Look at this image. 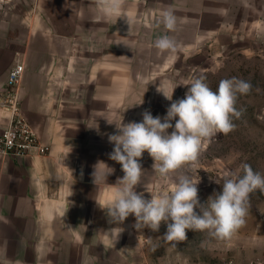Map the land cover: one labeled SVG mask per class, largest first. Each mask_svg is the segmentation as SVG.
Wrapping results in <instances>:
<instances>
[{"label": "rangeland", "instance_id": "rangeland-1", "mask_svg": "<svg viewBox=\"0 0 264 264\" xmlns=\"http://www.w3.org/2000/svg\"><path fill=\"white\" fill-rule=\"evenodd\" d=\"M108 2L0 0V49L20 52L24 30L32 24L49 35L60 54L55 59L57 77L107 81V89L94 81L87 87L76 83L73 90L79 93L82 88L93 95L86 103L85 119L92 130L93 156L102 152L99 167L113 169L110 177L124 173L109 158L114 146L108 135L116 128L108 121L139 122L144 110L154 117L165 116L171 101L158 92L159 86L168 93L175 88L173 100H177L198 77H205L213 91L221 80H245L252 91L237 98L235 106L242 115L234 118L235 129L205 144L188 174L199 181L201 203L222 191L216 180L237 171L242 163L264 176V0H121L116 13L108 11ZM169 9L177 18L175 32H167L160 23ZM6 23L12 25L13 39L5 43ZM162 35L176 41L175 53L158 54L154 42ZM70 62L71 71L65 68ZM140 163L143 174L136 190L145 198L169 192L180 174L159 177L147 152ZM130 216L125 220L126 239L136 254L134 264H223L231 257L247 264L264 257V193L259 191L251 194L245 225L228 242L189 230L187 240L173 247L163 238L166 224L162 222L158 232L137 230Z\"/></svg>", "mask_w": 264, "mask_h": 264}, {"label": "crops", "instance_id": "crops-1", "mask_svg": "<svg viewBox=\"0 0 264 264\" xmlns=\"http://www.w3.org/2000/svg\"><path fill=\"white\" fill-rule=\"evenodd\" d=\"M24 31L20 52L0 49V94L9 68L22 63L21 111L49 149L0 157V264H134L125 221L110 224L97 203L123 176L108 175L109 185L93 183L92 173L102 164V152L93 156L92 130L85 119L93 95L73 90L76 83L87 87L95 81L106 89L108 83L57 77L60 54L49 35L32 24ZM8 39L13 31L6 23L4 42ZM71 67L70 62L65 68ZM5 114L0 108V128L7 124Z\"/></svg>", "mask_w": 264, "mask_h": 264}, {"label": "clouds", "instance_id": "clouds-1", "mask_svg": "<svg viewBox=\"0 0 264 264\" xmlns=\"http://www.w3.org/2000/svg\"><path fill=\"white\" fill-rule=\"evenodd\" d=\"M120 6L121 0L107 3L110 13H116ZM160 23L167 32L177 29V18L171 9L162 13ZM154 47L158 54L175 53L177 43L171 36L162 35L154 42ZM205 80V77L193 79L184 97L177 100H173L175 88L168 93L159 86L158 92L171 101L163 117H154L151 111L144 110L139 122L107 120L116 128L108 135L109 143L114 146L109 158L121 165L124 175L114 185H109L107 177L113 169L105 165V170H101L96 166L92 179L97 186L108 184L112 188L105 201H97L106 210L110 224H122L131 215L135 218V229L158 232L163 222L167 226L164 241L173 247L187 240L189 230L206 232L211 238L228 242L245 225L251 194L264 193V176L253 171L248 163H242L237 171L226 172L222 183L221 179L216 180L222 191L201 203L199 181L188 173L205 144L217 134L227 135L235 129L233 120L242 115L235 106L237 98L248 95L252 85L232 77L221 80L218 89L213 91ZM142 103L143 99L138 104ZM145 152L153 159V170L159 177L167 179L180 173L169 192L151 193L150 199L136 190L143 174L140 160Z\"/></svg>", "mask_w": 264, "mask_h": 264}, {"label": "built area", "instance_id": "built-area-1", "mask_svg": "<svg viewBox=\"0 0 264 264\" xmlns=\"http://www.w3.org/2000/svg\"><path fill=\"white\" fill-rule=\"evenodd\" d=\"M24 73V66L15 62L7 72L6 87L0 94V108L6 110L7 124L0 128V157L19 156L30 152L46 153L48 145L40 143L37 133L20 107L18 86ZM223 264H240L233 257ZM247 264H264V257Z\"/></svg>", "mask_w": 264, "mask_h": 264}]
</instances>
